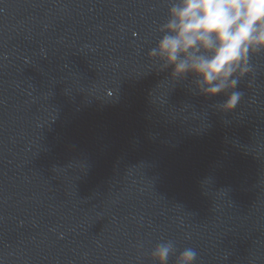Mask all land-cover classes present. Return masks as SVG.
Listing matches in <instances>:
<instances>
[{
	"label": "water",
	"instance_id": "1",
	"mask_svg": "<svg viewBox=\"0 0 264 264\" xmlns=\"http://www.w3.org/2000/svg\"><path fill=\"white\" fill-rule=\"evenodd\" d=\"M171 2L0 0V264H264V51L201 94Z\"/></svg>",
	"mask_w": 264,
	"mask_h": 264
},
{
	"label": "clouds",
	"instance_id": "2",
	"mask_svg": "<svg viewBox=\"0 0 264 264\" xmlns=\"http://www.w3.org/2000/svg\"><path fill=\"white\" fill-rule=\"evenodd\" d=\"M162 32L149 57L171 67L174 79L191 73L201 94L215 96L235 89L237 74L250 71V54L264 51V0H175ZM241 98V92H229L222 109L231 111ZM171 251L170 243H161L152 255L167 264ZM196 256L186 248L176 264H193Z\"/></svg>",
	"mask_w": 264,
	"mask_h": 264
}]
</instances>
